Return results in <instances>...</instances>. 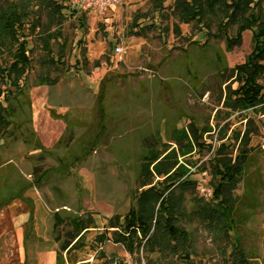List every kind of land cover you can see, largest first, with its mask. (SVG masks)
Here are the masks:
<instances>
[{"label": "rangeland", "instance_id": "1", "mask_svg": "<svg viewBox=\"0 0 264 264\" xmlns=\"http://www.w3.org/2000/svg\"><path fill=\"white\" fill-rule=\"evenodd\" d=\"M8 1L13 0L0 5ZM175 1L163 0L161 14L154 11L145 21L153 26L141 35L128 32V24L153 0H113L102 13L86 12L85 32L68 16L61 30L64 69L42 73L56 78L53 83L40 82L37 47L17 90L0 82L14 96L9 107L3 103L6 125L0 124V264H55L50 236L55 212L87 216L95 224L81 247L63 254L62 264H146L143 250L134 258L97 235L110 236L109 220H121L137 206L145 188L138 181L141 155L161 143L174 147L173 137L190 143V128L200 144L212 147L233 139L234 131L252 130L249 158L224 226L195 212L210 196H201L197 186L184 193L181 224L190 236L194 264H223L234 243L248 264H264V102L241 113L223 102L226 86H236L232 67L252 49V31L238 33L234 22L224 30L214 21L179 22ZM33 39L34 33L26 35L27 48ZM191 144L193 150L179 159L206 167L210 152ZM184 169L197 184L201 177L210 179L206 169L195 172L189 164ZM171 260L175 257L166 255L157 262Z\"/></svg>", "mask_w": 264, "mask_h": 264}, {"label": "trees", "instance_id": "2", "mask_svg": "<svg viewBox=\"0 0 264 264\" xmlns=\"http://www.w3.org/2000/svg\"><path fill=\"white\" fill-rule=\"evenodd\" d=\"M263 2L264 0H176L173 3V14L179 22L207 26L210 21H214L222 30L234 22L238 33L244 29L252 31V49L243 62L232 67L231 76H234L236 86H226L227 92L223 100L226 107L239 113L255 109L256 105L264 102ZM162 4L163 0H153L150 9L135 11L128 24V32L141 35L145 28L153 26L152 22L146 24L145 21L152 20L154 11L161 14ZM68 16L74 18L76 29L85 32L88 24L85 12L71 8L63 0H13L2 3L0 82L14 84L17 90L21 73L33 66L31 56L37 47L39 54L35 62L41 67L40 82L53 83L56 78L50 79L48 74L42 73L43 70L64 69L60 57L65 51L66 38L61 30ZM29 33H34V46L31 48L26 47L25 40ZM13 97V92L7 93L0 87V124L6 125L7 108L3 103L9 107ZM189 130L195 147L206 148L210 152L205 161L206 167L196 165V161L185 163L195 166V172L206 169L210 175L211 196L208 201L198 203L195 212L207 222L222 227L224 216L231 212L235 204V193L251 151L252 130L246 128L242 134L234 131L233 139L222 140L216 147H212L211 143L200 144L195 129H187ZM220 130L223 131L222 127ZM224 134L223 131L220 140L224 138ZM182 137L186 136L182 133ZM173 139L176 147L161 143L141 155L138 181L139 186L145 188L140 193L137 206L130 208L121 220L118 216L109 220L108 227H113L108 230L110 236L107 232L97 235L100 242L110 239L120 244L134 258H138L140 249L143 250L147 257L146 264H162L157 261L163 260L166 255H172L175 261L163 264H177V259L184 264L195 263L191 257L190 236L181 221L185 218L184 193L195 190L197 180L184 176L186 170L182 162L186 159H179L192 151L193 146L191 142L183 143L182 139L176 137ZM234 148L236 150L233 154ZM197 200L202 201V198ZM94 226V221L87 216L71 218L55 212L50 229V236L56 245L55 264L64 262V253L66 255L70 250L81 247L84 234ZM149 254L156 257H149ZM65 258L68 260L67 256ZM223 264H248L239 244H231V251L223 259Z\"/></svg>", "mask_w": 264, "mask_h": 264}, {"label": "built area", "instance_id": "3", "mask_svg": "<svg viewBox=\"0 0 264 264\" xmlns=\"http://www.w3.org/2000/svg\"><path fill=\"white\" fill-rule=\"evenodd\" d=\"M113 0H69V5L71 8H75L83 12H97L102 13L107 6H110ZM116 51H121L119 46L115 47ZM264 146V144H263ZM197 190L201 196H211L212 189L209 185V180L205 177H201L197 184Z\"/></svg>", "mask_w": 264, "mask_h": 264}]
</instances>
